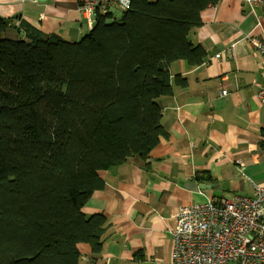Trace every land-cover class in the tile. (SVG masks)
Listing matches in <instances>:
<instances>
[{
  "label": "trees",
  "instance_id": "obj_1",
  "mask_svg": "<svg viewBox=\"0 0 264 264\" xmlns=\"http://www.w3.org/2000/svg\"><path fill=\"white\" fill-rule=\"evenodd\" d=\"M220 1L131 0L112 24L98 9L77 42L0 16V264H80L81 244L102 256L107 219L83 208L100 173L150 167L169 137L157 100L187 85L175 62L205 63L190 35Z\"/></svg>",
  "mask_w": 264,
  "mask_h": 264
},
{
  "label": "crops",
  "instance_id": "obj_2",
  "mask_svg": "<svg viewBox=\"0 0 264 264\" xmlns=\"http://www.w3.org/2000/svg\"><path fill=\"white\" fill-rule=\"evenodd\" d=\"M86 1L0 0V16L77 42L93 28L80 12ZM202 21L190 38L205 48L206 61L194 68L174 63L173 75L187 85L157 100L169 137L151 151L150 167L132 159L100 173L105 187L83 213L105 216L108 240L95 261L91 247L81 244L80 264H172L179 207L251 195L254 184H264V104L253 87L257 82L264 88V58L252 43L264 40V9L221 0L203 11ZM206 177L211 189L186 187Z\"/></svg>",
  "mask_w": 264,
  "mask_h": 264
},
{
  "label": "built area",
  "instance_id": "obj_3",
  "mask_svg": "<svg viewBox=\"0 0 264 264\" xmlns=\"http://www.w3.org/2000/svg\"><path fill=\"white\" fill-rule=\"evenodd\" d=\"M246 2L264 9V0ZM113 7L127 11L131 0H87L80 12L93 27L97 10ZM252 43L264 58V40ZM253 87L264 104V88L257 82ZM222 95L228 91L223 89ZM253 187L251 195L222 197L217 202L208 197L179 207L172 231V264H264V184Z\"/></svg>",
  "mask_w": 264,
  "mask_h": 264
},
{
  "label": "water",
  "instance_id": "obj_4",
  "mask_svg": "<svg viewBox=\"0 0 264 264\" xmlns=\"http://www.w3.org/2000/svg\"><path fill=\"white\" fill-rule=\"evenodd\" d=\"M38 1L40 2L42 0H38ZM109 13L112 14V15H114V17L112 19H108L106 21V24H112V23H114L115 22V18H120L121 15H122L121 11H119L118 9H116L114 7L109 9ZM11 25H13V24H11ZM17 32L18 33H21L20 29H17ZM20 37L22 38L23 37V34ZM188 182L189 183L186 185V187H188V189L193 190V191H196V192H198L199 190H204L206 188L207 189H211V185H204V184L195 185L190 180Z\"/></svg>",
  "mask_w": 264,
  "mask_h": 264
},
{
  "label": "rangeland",
  "instance_id": "obj_5",
  "mask_svg": "<svg viewBox=\"0 0 264 264\" xmlns=\"http://www.w3.org/2000/svg\"><path fill=\"white\" fill-rule=\"evenodd\" d=\"M227 196H228L229 198H232V197H233V195H231V194H227Z\"/></svg>",
  "mask_w": 264,
  "mask_h": 264
}]
</instances>
